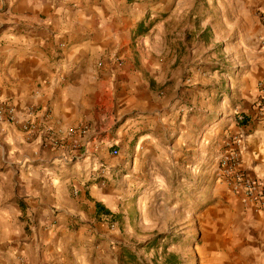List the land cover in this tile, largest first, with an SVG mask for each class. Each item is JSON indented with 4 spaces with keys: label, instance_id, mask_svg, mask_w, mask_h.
<instances>
[{
    "label": "clouds",
    "instance_id": "9594fccd",
    "mask_svg": "<svg viewBox=\"0 0 264 264\" xmlns=\"http://www.w3.org/2000/svg\"><path fill=\"white\" fill-rule=\"evenodd\" d=\"M195 4L196 0H175L173 11V0H136L135 5L127 0H0V104L9 102V89H19L11 103H19L21 111L13 107L12 115L25 128L17 131L15 124L0 117V264H122L124 249L138 264H153L156 250L149 252L146 245L157 238L154 234L170 238L168 254L179 256L182 264H191L189 251L203 252L205 264H232L229 256H237L240 264H264V108L259 99L264 97V81L256 75L264 68V0H207V11L201 5L197 34L210 28L211 42L193 45L194 58L185 56L173 68L175 56L164 39L169 32L165 25L175 21L179 26ZM137 9L145 16L150 13L152 20L171 13L153 30L155 39L143 41L150 75L164 91L153 98L141 89L140 102L128 101L126 108L119 104L124 93H118L120 111L101 117L108 129H114L107 136L102 137L93 118V98L102 90L114 91L117 73L127 84L130 69L117 63L115 49L101 62L103 49L81 45L44 69L48 77L43 87L30 88L19 81L20 62L48 47L49 40L71 37L97 19L105 41L118 45L114 22L131 19ZM15 11L28 14L15 16ZM46 11L47 18L40 19L38 13ZM187 29L197 32L191 23L172 27V43L186 41ZM81 50L92 52L86 70L77 67ZM43 65L42 61L33 71ZM223 86L230 94L219 96ZM41 105L39 112L33 111ZM252 105L258 109V123L254 129H238L242 113ZM49 108L53 114L46 116ZM133 108L135 119L124 124L121 116ZM222 119L239 145V152L231 153L234 159L243 157L239 166L252 169V161L260 160L252 169L257 180L246 186L224 180L213 184V161L226 159L213 148L214 127ZM118 121L122 126L117 127ZM144 130L151 135H142ZM138 137L134 148L126 147ZM153 145L164 164L145 175ZM249 145L257 150L249 153ZM114 146L120 151H109ZM161 172L166 179H161ZM218 189L227 193V203L222 199L218 218L204 225L208 243L198 249L197 216ZM94 193H103L111 203L109 211L124 217L122 226L92 220L83 204ZM132 208L139 213L135 220L129 215ZM188 226L195 231H188Z\"/></svg>",
    "mask_w": 264,
    "mask_h": 264
},
{
    "label": "crops",
    "instance_id": "0c3cea01",
    "mask_svg": "<svg viewBox=\"0 0 264 264\" xmlns=\"http://www.w3.org/2000/svg\"><path fill=\"white\" fill-rule=\"evenodd\" d=\"M129 5H135L129 4ZM50 11V10H48ZM28 13L24 11H15L13 12V15L15 16H24ZM87 14V13H86ZM105 15L107 16L108 13L105 12ZM38 16L40 19H46L47 18V11L45 13H38ZM145 13L139 9H137L131 19H127L125 17H121L120 21L118 23L114 22L115 26L112 28V31L117 32L119 34V44L116 45L114 41L108 40L105 41V32L100 28V22L99 20H95L93 22H90V27L85 26L82 31H77V33L71 37L65 35L64 37H61L59 42H53L51 40L48 41V47L42 48L39 53H37L34 56L28 57L22 62H20V65L18 66V79L20 82H22L25 85H28L31 87L41 88L44 86V81L48 77V71H45L44 69L47 68L51 64H58L60 60L64 59L66 53L72 52L73 49L81 46V45H91L94 48H100L104 50V54L100 55L99 59L101 62L104 61L105 55L109 54L113 49H115L116 52V61L117 60H123L125 61L124 64H120L124 67H128L130 70L126 74L127 78V84L124 85L122 83L121 77L119 73L116 74V79L114 80V84L117 85V87L114 89L113 92H108L107 90H102L100 92H97L95 97L93 98V109L92 114L95 121L99 124V131L103 136H107L110 132L114 131V129H108L106 123L101 119L102 116L106 114H111V116H116L118 111H120L118 107V101H117V94L118 93H124L125 99L120 100L119 104L123 105L125 108L127 107V102L132 101L134 103L140 102V92L141 89H146L148 94L155 97L153 92L150 90L151 81L150 79L143 78V74L140 71L136 70V67H133V69L130 66L131 60L133 57L136 56L134 53V49H132L134 41H136V37L142 36L139 35V28L140 23L142 20H144ZM262 22H264V16L261 17ZM0 32H3V29H0ZM41 39H45L44 36L40 37ZM77 56V67L79 68L80 65L84 66V69L86 70L89 66V64L92 61V52L91 50H81L76 54ZM135 60V58H134ZM44 62L43 67L37 69L36 71H33V68L41 64V62ZM104 67H108L107 64L103 65ZM136 70V71H133ZM50 71L55 74V69L51 68ZM85 73L82 71L79 78H82ZM257 78L260 79L264 75V68H261L257 72ZM67 78V77H66ZM78 78V79H79ZM72 83L74 85H77V80H73ZM66 86V85H65ZM78 86V85H77ZM19 89L17 90V93H13L10 89L6 93L9 99V103H11L12 100H15L16 95L19 94ZM153 102L155 100L153 99ZM12 104V103H11ZM13 105V104H12ZM17 111H21L19 103L14 105ZM31 107V105H28ZM43 105L39 108H34V112H39L42 109ZM136 109L133 108L130 112H124L121 116V121L126 124L128 120L135 119L136 117ZM258 109L255 105H252L250 107V110L248 113H242L244 117H246V121L242 124H238V129H254L256 123L258 121L254 118ZM53 114L52 108H49L48 112L46 113V116H50ZM72 118V113H68V119ZM6 122V121H5ZM8 124H15L17 131H25V129L22 128V125L15 122H6ZM122 126L121 122H117V127ZM31 128V125L30 127ZM226 140L230 137H232L234 134H230V128L228 125V129L226 130ZM7 133H5V136ZM51 135V134H49ZM142 135H151V132L148 130H144L142 132ZM3 139V138H0ZM139 142V137L137 138V141L126 145V147L134 148L135 143ZM45 149L50 151L51 145L46 144ZM112 149H117L120 151L119 147L114 146ZM110 149L109 151H112ZM257 149L255 146L249 145L247 148V151L249 153H252L256 151ZM79 152L83 153L84 148H79ZM260 159H264V156H262ZM243 161V157H242ZM260 163V160H253L252 161V169H254L258 164ZM247 173L252 176L256 177L255 172L252 169L246 168ZM222 191V190H221ZM220 192V190H219ZM86 195L82 193V196ZM219 196L223 199L224 203H227V193L222 191ZM226 201V202H225ZM99 202L104 207L110 209L111 203L110 201L106 200L103 193H94L91 196H87V202L83 204V208L88 211L89 215L91 216L92 220L96 223L100 224H106L104 222L107 221V218L105 216L100 215L99 220L95 217L96 207L95 203ZM21 207L25 208L26 205L23 204L21 201ZM208 213V219L210 220H216L218 216L220 215L219 209H209L207 211ZM95 227V224L93 225ZM69 228L71 230H76V226L69 223ZM30 230V229H29ZM31 231V230H30ZM225 237V235H224ZM225 239H228L229 243H231V238L225 237ZM235 251V249H233ZM229 260L232 262V264H240V260L237 258V256H229ZM224 264H228V261H225Z\"/></svg>",
    "mask_w": 264,
    "mask_h": 264
},
{
    "label": "rangeland",
    "instance_id": "374dc122",
    "mask_svg": "<svg viewBox=\"0 0 264 264\" xmlns=\"http://www.w3.org/2000/svg\"><path fill=\"white\" fill-rule=\"evenodd\" d=\"M136 0H127L128 4H133L135 3ZM173 11H176L175 8V0H173ZM201 5H203V10L207 11L208 9V5H207V0H196V4L193 7V9L185 16L183 22L177 26L175 21L170 22L169 24L165 25L166 29H169L168 34L165 35L164 39L165 42L168 44V47L172 50V54L175 56V64H173V68L179 67L180 66V61L185 57V56H189V57H193L195 56V52L192 50L193 49V45H200L202 42L204 44H208L211 42L212 39V30L209 28L206 31H203L202 35H198V31H199V19H200V12H201ZM171 15V13H165L163 14L161 17L152 20L151 19V14L149 13L147 16H144V26L148 27L147 31L139 37H136V41H134L133 47L132 49H134V53L136 54L135 57H133V59L131 60L130 66L133 69V67H136L137 71L142 72L143 74V78L146 79L147 78L150 79L151 84L150 85V90L153 92L152 94H154V96L158 93V92H163V88L161 89H157L155 80L152 78V76L150 75V69L148 67V65L151 63V60L146 56L145 54V50H146V45L143 43V41L145 40V38H148L149 40H154L155 37L152 35L153 30H158L157 29V25L161 23L162 20H167L168 16ZM184 23H191L194 24L197 28V32L192 31L191 29H187L185 32V35L187 37L186 41L183 42H177L176 44L172 43V40L174 39L173 35L170 32V29L172 27H183ZM155 54H153L154 56ZM135 58V60H134ZM172 56H169V59H171ZM206 60H208V62H212L211 59L209 57L206 56ZM145 61H147V63H145ZM118 63L120 64H124L125 61L121 60H117ZM133 70V71H136ZM200 87H203V85H199ZM230 94V90L226 87L223 86L220 88V92H219V96H222L224 94ZM218 96V99H219ZM241 124V123H238ZM228 129V124L226 122V120H221L220 123H218L217 125H215L214 127V132L216 134V139L214 141L213 144V148L214 150L218 149L219 152H221V150L224 148V146L226 145V143L229 141L228 140L225 141L226 139V130ZM146 144L150 143V142H145ZM152 153H154V155H151L148 157L147 162H146V167H147V173H144L145 175H150L151 171L153 170V168H157V169H161L163 167L164 161L162 159V153L160 151V149H158L156 146H152ZM214 166L216 165V161H213ZM122 171L126 172V169H122ZM143 172V169H142ZM161 179H166L163 176V173L161 172ZM217 181L215 180V176H214V180H213V184H215ZM222 191L218 189V195L216 196V198L214 200H208L205 204H203L199 210V215L197 216V228L199 229V233H200V238L197 244V248H203L208 242L205 239V234H204V225L210 220L208 219V213L207 211L209 209H218L217 205L221 202L222 198L219 196V194ZM226 202V201H225ZM145 207L150 211L152 208V202H148ZM138 210L137 208H132L129 215L130 218L135 220L138 216ZM121 216V223L120 225L122 226L124 223V217L122 215ZM107 221L105 220L104 222H106V224L111 223V224H118V222L116 221H109L108 217ZM188 231H195V229H193L191 226H188L187 228ZM26 231H29V229H26ZM159 235V234H154ZM222 237H224V233L220 234ZM168 238V237H167ZM165 238L164 242L161 243L160 247L156 250V256L153 260V264H162L164 262V256H161V250L166 251V253L168 252V239ZM173 242H182L180 240H175ZM188 244H191V241H188ZM148 250L149 252L152 251ZM187 255L189 257H191V264H205V257H204V253L203 252H197L195 254H193L191 251H189L187 253ZM180 260V258H179ZM181 261V260H180ZM182 263V262H181Z\"/></svg>",
    "mask_w": 264,
    "mask_h": 264
},
{
    "label": "built area",
    "instance_id": "2783aa9c",
    "mask_svg": "<svg viewBox=\"0 0 264 264\" xmlns=\"http://www.w3.org/2000/svg\"><path fill=\"white\" fill-rule=\"evenodd\" d=\"M260 80L264 81V75L262 76V78H260ZM261 90H264V88H262ZM259 99H260L261 108H264V97H260ZM13 107L15 106L9 102L5 104H0V117H3L4 121L12 122V123L17 122L16 119H13V115H12ZM241 121H239V123H241ZM29 127L30 125H28V128ZM22 128L25 129L23 126ZM233 151H236L237 153L239 152V145L235 144L234 135L230 137L229 141L221 150V153H224L226 155V159H221L219 160V162H216V165L214 167L215 180L216 181L224 180L225 182L239 181L245 186L249 183L255 182L257 180V177L250 176L244 167L239 166L242 163V156L240 157L239 160L234 159L231 156V153ZM111 152H118V150L112 149ZM231 186L234 185L230 184V187Z\"/></svg>",
    "mask_w": 264,
    "mask_h": 264
},
{
    "label": "trees",
    "instance_id": "16d2710c",
    "mask_svg": "<svg viewBox=\"0 0 264 264\" xmlns=\"http://www.w3.org/2000/svg\"><path fill=\"white\" fill-rule=\"evenodd\" d=\"M148 27L144 26L143 20L140 23L139 28V35H143L147 31ZM244 120L241 121V124L246 121V117L243 118ZM96 212L95 217L99 220L100 215L108 217L109 221H116L118 224L121 223V216L120 215H114L112 214L108 208L104 207L101 203L96 202L95 203ZM157 238L151 239L149 243L146 245V250L151 249H158L162 242H164V239L167 237H161L159 235H156ZM168 240L170 238H167ZM163 256H164V262L162 264H182L179 260V256L177 255H169L168 252L163 250ZM121 262L122 264H138L137 257L133 255L128 249L123 250V254L121 256Z\"/></svg>",
    "mask_w": 264,
    "mask_h": 264
}]
</instances>
